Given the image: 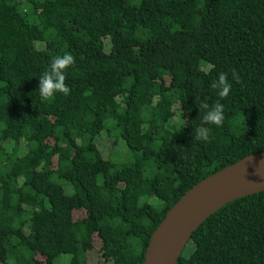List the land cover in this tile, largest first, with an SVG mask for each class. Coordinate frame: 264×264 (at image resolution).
I'll return each mask as SVG.
<instances>
[{"label":"trees","instance_id":"trees-1","mask_svg":"<svg viewBox=\"0 0 264 264\" xmlns=\"http://www.w3.org/2000/svg\"><path fill=\"white\" fill-rule=\"evenodd\" d=\"M64 53L71 91L43 100ZM200 101L224 111L203 142ZM102 132L130 159L105 158ZM263 151L264 0H0V264H142L189 188ZM176 264H264V191L220 207Z\"/></svg>","mask_w":264,"mask_h":264},{"label":"water","instance_id":"water-1","mask_svg":"<svg viewBox=\"0 0 264 264\" xmlns=\"http://www.w3.org/2000/svg\"><path fill=\"white\" fill-rule=\"evenodd\" d=\"M264 191V151L247 155L189 188L151 234L142 264H176L196 229L220 207Z\"/></svg>","mask_w":264,"mask_h":264},{"label":"clouds","instance_id":"clouds-1","mask_svg":"<svg viewBox=\"0 0 264 264\" xmlns=\"http://www.w3.org/2000/svg\"><path fill=\"white\" fill-rule=\"evenodd\" d=\"M75 63V58L70 53H64L54 57L49 67L39 77V95L43 100L54 99L57 93L68 95L70 88L64 83L66 78V69ZM213 87L220 89L221 96H227L230 85L227 83L225 74H219L218 80L214 82ZM198 105L199 112L203 114L199 125L195 129L193 139L197 142L208 141L210 138V128L206 125L222 126L224 120L223 104L215 102L209 104L206 101H200Z\"/></svg>","mask_w":264,"mask_h":264},{"label":"rangeland","instance_id":"rangeland-1","mask_svg":"<svg viewBox=\"0 0 264 264\" xmlns=\"http://www.w3.org/2000/svg\"><path fill=\"white\" fill-rule=\"evenodd\" d=\"M183 123L180 116H174L168 123V129H176ZM113 137L111 138L106 132H102L97 138V144L105 158H109L114 162H122L130 159L131 155L127 151L126 143L120 141L115 146L112 143Z\"/></svg>","mask_w":264,"mask_h":264}]
</instances>
